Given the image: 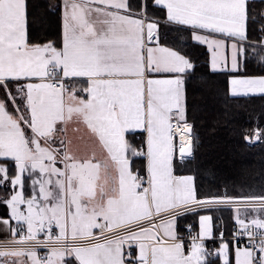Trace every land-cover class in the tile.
Returning <instances> with one entry per match:
<instances>
[{"label": "snow or ice", "instance_id": "1", "mask_svg": "<svg viewBox=\"0 0 264 264\" xmlns=\"http://www.w3.org/2000/svg\"><path fill=\"white\" fill-rule=\"evenodd\" d=\"M55 8L60 37L36 42L29 0H0V264H264V187L202 191L185 171L197 138L187 94L195 65L184 51L188 40L206 47L226 95L264 96V74L248 71L264 68V7L58 0ZM241 135L262 142L264 125ZM225 208L228 238L213 215ZM189 216L196 225L181 227Z\"/></svg>", "mask_w": 264, "mask_h": 264}, {"label": "trees", "instance_id": "2", "mask_svg": "<svg viewBox=\"0 0 264 264\" xmlns=\"http://www.w3.org/2000/svg\"><path fill=\"white\" fill-rule=\"evenodd\" d=\"M57 3V0L30 1L29 29L33 41L58 40ZM258 6L264 7L261 3ZM184 51L195 65L187 94L197 147L188 171L197 173L202 191L227 189L231 193L241 188L248 191L257 181L264 186V141L248 144L241 135L257 122L264 125V99L226 95L220 77L210 70L207 51L191 42ZM248 71L264 74V68L256 65H250ZM1 208L5 212L6 207L1 205ZM213 215L217 230L225 229L228 238L232 227L231 212L220 211ZM196 221L197 217L189 216L181 223L195 226Z\"/></svg>", "mask_w": 264, "mask_h": 264}, {"label": "crops", "instance_id": "3", "mask_svg": "<svg viewBox=\"0 0 264 264\" xmlns=\"http://www.w3.org/2000/svg\"><path fill=\"white\" fill-rule=\"evenodd\" d=\"M30 1H31V0H29V4H30ZM57 1H58V0H57ZM254 3H255V6H256L257 8H259L258 3H260V0H254ZM58 19H59V31H58V33H59V37H60V34H61V19H60V13H59V15H58ZM29 28H30V27H29ZM29 31H30V29H29ZM191 43L196 44V45H198V46H201V47H203V48L207 51V49H206L205 46L199 45L198 43H196V42H194V41H192ZM208 57H209V55H208ZM209 66H210V65H209ZM210 70H211V69H210ZM233 98H251V99L260 98V99H264V96H261V95H250V96H247V97L241 96V97H233ZM73 135H74L73 132L70 130V131H69V136H73ZM79 136H80L79 133H76V134H75V137H76V144H77L80 148H83V147H84V142H82V141L79 140ZM0 208H1V207H0ZM6 215H7V209H6L5 212H4L3 208H1V209H0V217H5ZM181 221H182V220H181ZM181 221H180V226L183 227L184 224L181 223ZM13 223H14V222H13ZM6 235H7L6 231L4 230V228H3L2 226H0V240H3V239L6 237ZM210 240H211V239H210ZM210 240H208V242H206V243H209ZM209 244H210V243H209Z\"/></svg>", "mask_w": 264, "mask_h": 264}, {"label": "rangeland", "instance_id": "4", "mask_svg": "<svg viewBox=\"0 0 264 264\" xmlns=\"http://www.w3.org/2000/svg\"><path fill=\"white\" fill-rule=\"evenodd\" d=\"M186 37H187V36H186ZM185 39H188V37L185 38ZM189 42H192V41H191V40H188V43H189ZM190 162H191V161H190ZM190 162H189V164L187 165L185 171H188L189 166H190ZM261 187H264L263 184L257 181L253 186H251L250 190H252V189L259 190ZM0 195H3V194L0 193ZM1 205H3V204H0V207H1ZM222 211H229V210H228V209H223V210H221V212H222ZM217 212H220V211H217ZM217 245H218V243H217V244H216V243H210V244L207 243V246H208L209 249H214ZM213 258H214V257H213ZM219 264H222V262H219Z\"/></svg>", "mask_w": 264, "mask_h": 264}, {"label": "built area", "instance_id": "5", "mask_svg": "<svg viewBox=\"0 0 264 264\" xmlns=\"http://www.w3.org/2000/svg\"><path fill=\"white\" fill-rule=\"evenodd\" d=\"M226 209V208H225ZM208 242V241H207ZM209 243H218V241L214 242L213 240H210ZM41 252H43V249H41Z\"/></svg>", "mask_w": 264, "mask_h": 264}, {"label": "water", "instance_id": "6", "mask_svg": "<svg viewBox=\"0 0 264 264\" xmlns=\"http://www.w3.org/2000/svg\"><path fill=\"white\" fill-rule=\"evenodd\" d=\"M259 143V142H258Z\"/></svg>", "mask_w": 264, "mask_h": 264}]
</instances>
